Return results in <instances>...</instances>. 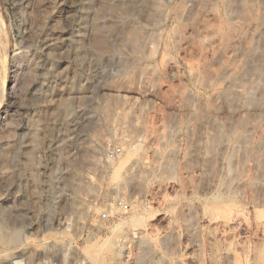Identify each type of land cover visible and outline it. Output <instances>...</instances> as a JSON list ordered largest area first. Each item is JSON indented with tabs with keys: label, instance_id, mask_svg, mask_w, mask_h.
<instances>
[{
	"label": "rangeland",
	"instance_id": "1",
	"mask_svg": "<svg viewBox=\"0 0 264 264\" xmlns=\"http://www.w3.org/2000/svg\"><path fill=\"white\" fill-rule=\"evenodd\" d=\"M179 1L0 0V263L22 249L30 262L46 253L63 264H225L226 246L249 264L247 250L264 246V201L246 186L264 152L260 78L229 86L242 92L241 108L222 106L202 71L218 67L220 43L200 47L204 30L192 22H218L221 3L187 1L181 27ZM134 30L140 52L127 39ZM243 38L223 50L231 67ZM206 102L216 121L231 118L211 151L215 131L194 117ZM253 111L234 133L235 115ZM248 136L257 141L247 154ZM207 207L240 221L218 225Z\"/></svg>",
	"mask_w": 264,
	"mask_h": 264
},
{
	"label": "bare ground",
	"instance_id": "2",
	"mask_svg": "<svg viewBox=\"0 0 264 264\" xmlns=\"http://www.w3.org/2000/svg\"><path fill=\"white\" fill-rule=\"evenodd\" d=\"M187 1H189V0H180L178 5L175 6V9L173 11L175 19L177 20L178 24L181 27H183L182 26L183 24L181 25V22H182V20H184V18H183L184 15H189V13H190V10H189L190 8H188V6L186 5ZM200 1H201L200 2L201 5H203L204 4L203 0H200ZM219 1H220L219 3H221V6H222L221 8H222L223 15H222L221 19L219 18L218 22L210 24L209 22L198 20L197 17H194L192 22H193V26L200 24L204 30L203 33L198 31L197 35H196L198 38H200V41H201L200 47H204V46L208 45L209 43H211V41H214V40H217L220 43V47L216 51L213 52V60L218 62V67L214 71L213 70L208 71L207 64H205L203 66V70H202L203 71V77H204V80H205V78H207V80H209V84L211 86L212 85H215V87L219 86V88L217 89L218 90L217 94H215V98L219 99L221 102L220 104L222 106H224L227 110L233 112V111H236L235 108L238 107L236 105H237V103L239 104V101L242 97V92L240 90L229 89V86L231 84L233 85L234 83L235 84L237 83V84H239V86L242 87V83L245 80L251 79V77H254V76L260 78L261 82H264V32L260 33L258 31V28L260 27V25L264 23V0H219ZM255 1H259L260 6L256 7ZM200 3H199V5H200ZM209 6L211 8L210 11L212 9H214V7H215L216 10H214V11L218 12L219 9L217 8L218 6L216 7V3H215V5H213V3H212ZM235 10L238 11L239 13L236 14ZM211 13H212V11H211ZM234 14H236V18H237L236 21L232 20ZM248 25H250V26L252 25L253 30L251 32H244V29ZM235 35L236 36L239 35L241 37H243V35H244V38H243L244 42L242 44L243 45L242 46L243 57H242L240 63L236 67H231L229 64H227L228 59L224 60L225 55H223V53H224L223 50L225 48H227L228 46H231V47L233 46L232 49L236 48V46H234L235 44L233 43V40H232ZM257 37L263 39V41H261L262 44L260 45V47L257 45V43L255 41V39ZM127 39L134 46V48H136V52L141 51L140 48L142 45V39L143 38H141V35L138 31H136V30L132 31ZM202 42H203V44H202ZM252 57H256V60L254 59L255 62H251ZM260 80L254 81V79H252V87L255 89L256 93L259 95L258 96L259 99H258L257 103L259 102L261 105L262 104L264 105V83H260L259 82ZM247 82H249V80ZM251 99H248V100L253 101ZM185 100H188V98L185 97ZM214 101H215V99H214ZM244 101H245V99H244ZM241 105H242V103H241ZM216 106L217 105L215 103L208 102V104H207V102H206L205 112H201V111L200 112H194V117H197L198 120L199 119H206L207 120L206 122H208L215 131L214 136L209 137L208 141L205 145V148L208 151H211V149L216 146V143H219L218 142L219 141L218 136L220 135L222 129L226 125L230 124L229 121H231V118H227V120L225 119V121H222V122L216 121L215 115L213 113L214 110L216 109ZM242 107H243V105H242ZM217 109H218V107H217ZM235 116H236V119L234 120V123L232 124V126H233L232 130H234V133L239 131L241 128L246 127L249 123H252L253 120L258 118L259 114L257 112L253 111V113H249V114L237 113ZM179 121L181 124L182 120H179ZM247 128H246V130H247ZM219 138H220V136H219ZM241 141H242V145H241L242 150H240V151H242V153H247V152L252 151L257 139L253 140V139H250L248 136L245 138L243 137V140H241ZM220 143H222V142H220ZM237 153L235 154L236 156L234 158L235 164H237L239 162V157H241L240 153L239 154H237ZM229 159H231V158H229ZM229 159H228V161H229ZM240 161H242V160H240ZM256 162H257V171H256V173H254L249 178L248 182L246 183V186H248L254 193H256V192H258V194L261 193L259 195V198L264 201V152L261 154V156L259 155ZM231 166H233V165H231ZM237 166H239V165H237ZM168 168H169V166H168ZM235 170L236 169L233 168L230 171L229 178L233 177V179H234V176L236 175L235 172L239 171L238 167H237V171H235ZM162 173L167 175V176H169V174H170L167 169H163ZM227 174L228 173L226 171V175ZM238 175H240V174H238ZM227 179L228 178H226V180ZM227 182L228 181H226V183ZM243 183H245V182H243ZM222 184H219V185H222ZM227 192H228V190H227ZM227 192H225V193H227ZM226 196H227V194H226ZM217 199L219 200V197H216V196L211 197V200H214L213 203H218L219 201H217ZM215 201H217V202H215ZM220 202H221V200H220ZM212 209L207 207V209L205 208V211L207 210L210 212L211 221H215V223H217L218 225L220 224L221 221H229L230 222V220H232V219L233 220L234 219H237V220L240 219L238 214H234V213L231 214L228 211L229 208H228V210H221V211L219 210L216 212H215V210H212ZM241 220H242V218H241ZM215 223H214V225H215ZM10 239L12 242H14L16 237L11 236ZM227 246H229V245L227 244ZM223 247H225V248H223L224 249L223 256L226 260V263L224 261L225 264H242L241 263L242 259L240 260V258L238 259V257H237L238 252H237V254H235V251L230 250L229 247H226V246H223ZM246 253L251 255V258L249 259L250 261H248L249 264H264V246L262 244L255 245L254 248L252 249L251 253H249L248 250ZM221 256H222V249H221ZM246 257H244V258H246ZM242 261H244L245 264H248L247 261H245V260H242Z\"/></svg>",
	"mask_w": 264,
	"mask_h": 264
},
{
	"label": "built area",
	"instance_id": "3",
	"mask_svg": "<svg viewBox=\"0 0 264 264\" xmlns=\"http://www.w3.org/2000/svg\"><path fill=\"white\" fill-rule=\"evenodd\" d=\"M114 207L127 211L129 204L122 199H116L114 201ZM103 217H107V212L103 213ZM47 254H49V252H47ZM52 258L53 257L47 256L46 253H43L41 258L38 257L35 261L30 262L26 253L22 249H18L12 252L6 261L0 264H63L59 260H52ZM81 264H89V262L84 261Z\"/></svg>",
	"mask_w": 264,
	"mask_h": 264
}]
</instances>
